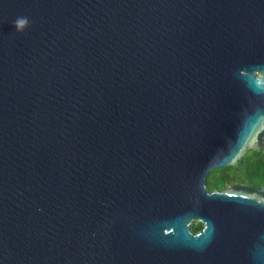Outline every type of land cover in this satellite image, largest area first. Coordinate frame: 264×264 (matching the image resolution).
Returning <instances> with one entry per match:
<instances>
[{
  "label": "water",
  "instance_id": "1",
  "mask_svg": "<svg viewBox=\"0 0 264 264\" xmlns=\"http://www.w3.org/2000/svg\"><path fill=\"white\" fill-rule=\"evenodd\" d=\"M250 148L264 0H0V264H264Z\"/></svg>",
  "mask_w": 264,
  "mask_h": 264
},
{
  "label": "flooded vegetation",
  "instance_id": "2",
  "mask_svg": "<svg viewBox=\"0 0 264 264\" xmlns=\"http://www.w3.org/2000/svg\"><path fill=\"white\" fill-rule=\"evenodd\" d=\"M220 169L222 168L213 169L207 174L205 178V187L208 192H212L213 190L223 191L231 186L237 185L247 186V188H241L249 191L264 186V184L257 185L253 178H247L241 174H235L232 170L220 171ZM220 183H224V185L218 186ZM203 227L204 224L200 220H194L190 225V230L193 234H197L203 230Z\"/></svg>",
  "mask_w": 264,
  "mask_h": 264
},
{
  "label": "trees",
  "instance_id": "3",
  "mask_svg": "<svg viewBox=\"0 0 264 264\" xmlns=\"http://www.w3.org/2000/svg\"><path fill=\"white\" fill-rule=\"evenodd\" d=\"M225 170H232L235 174L253 178L257 185L264 184V150L248 149L236 164L220 169V171ZM222 185L224 183L218 184V186Z\"/></svg>",
  "mask_w": 264,
  "mask_h": 264
}]
</instances>
